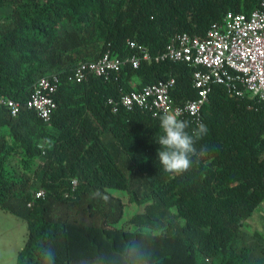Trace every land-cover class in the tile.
Wrapping results in <instances>:
<instances>
[{
	"label": "trees",
	"instance_id": "1",
	"mask_svg": "<svg viewBox=\"0 0 264 264\" xmlns=\"http://www.w3.org/2000/svg\"><path fill=\"white\" fill-rule=\"evenodd\" d=\"M262 1L0 0V100L19 106L12 117L0 102V211L27 230L16 264H264V235L244 229L264 205V102L213 86L208 135L174 175L157 158L161 115L113 113L109 101L169 78L173 106L192 101L191 66L126 63L66 80L106 52L125 59L128 42L154 58L181 34L203 39L228 12L249 15ZM50 75L61 85L45 123L26 104Z\"/></svg>",
	"mask_w": 264,
	"mask_h": 264
},
{
	"label": "built area",
	"instance_id": "2",
	"mask_svg": "<svg viewBox=\"0 0 264 264\" xmlns=\"http://www.w3.org/2000/svg\"><path fill=\"white\" fill-rule=\"evenodd\" d=\"M128 46L134 52L125 59L106 52L96 62L80 64L67 76V82L80 84L89 76L107 77L110 73H117L126 63L138 68L142 62H182L194 69L196 99L173 106L170 91L175 80L169 78L148 85L140 92L123 95L117 102L110 100L111 111L115 113L119 107L127 111L138 108L158 116L166 110L179 109L181 117L188 116L196 124L201 122L202 108L215 85L222 86L230 97H249L264 102V1L249 15L228 12L221 23L210 27L203 39L187 34L177 36L154 58L144 49L138 55L133 42H128ZM60 85L61 79L58 76H44L35 83L27 101V109L45 123L50 122L56 109L53 96ZM0 102L12 117L17 116L18 104L11 100ZM42 195L43 191L38 190L36 198Z\"/></svg>",
	"mask_w": 264,
	"mask_h": 264
},
{
	"label": "clouds",
	"instance_id": "3",
	"mask_svg": "<svg viewBox=\"0 0 264 264\" xmlns=\"http://www.w3.org/2000/svg\"><path fill=\"white\" fill-rule=\"evenodd\" d=\"M182 112L179 109L166 110L160 116V128L162 134L157 143V158L164 172L179 175L189 170L194 163L193 157L198 154L197 141L208 135V127L203 122H196L195 128L188 131L193 123L187 119H181ZM200 153L207 151L203 146ZM198 162V161H197Z\"/></svg>",
	"mask_w": 264,
	"mask_h": 264
},
{
	"label": "rangeland",
	"instance_id": "4",
	"mask_svg": "<svg viewBox=\"0 0 264 264\" xmlns=\"http://www.w3.org/2000/svg\"><path fill=\"white\" fill-rule=\"evenodd\" d=\"M1 15V14H0ZM11 218L10 216L4 218V220ZM12 220V219H9ZM10 222H6L0 219V230H6V225ZM20 225H11L8 232L10 234H6L0 238V263L8 264V259L10 255H12V249L14 248V244L19 239L22 233L24 234L23 238L25 240L26 237V224L25 223H18ZM248 232L253 233L257 232L264 235V205H260L257 211L252 215L251 219L246 223L244 227ZM13 233V235H12ZM7 248V249H6Z\"/></svg>",
	"mask_w": 264,
	"mask_h": 264
},
{
	"label": "crops",
	"instance_id": "5",
	"mask_svg": "<svg viewBox=\"0 0 264 264\" xmlns=\"http://www.w3.org/2000/svg\"><path fill=\"white\" fill-rule=\"evenodd\" d=\"M10 215L4 214L3 212L0 211V219L6 222H10L8 225H6L5 228H7L6 230H0V238H2V236L6 235V234H10L8 232L9 228H11V225H20L18 223H20V221L16 220L15 218L11 217L8 218L6 220H4V218L9 217ZM12 219V220H9ZM23 223V222H21ZM21 226V225H20ZM13 235V233H12ZM24 234L22 233V235L20 236V241L19 239L16 241V243L14 244V248L12 249V255H10L9 259H8V264H16V256L18 251L22 248L23 244H24V238H23ZM7 249V248H6ZM2 264V263H0Z\"/></svg>",
	"mask_w": 264,
	"mask_h": 264
}]
</instances>
